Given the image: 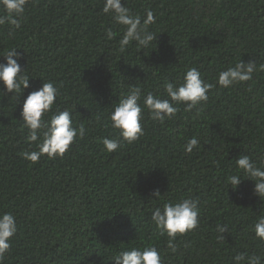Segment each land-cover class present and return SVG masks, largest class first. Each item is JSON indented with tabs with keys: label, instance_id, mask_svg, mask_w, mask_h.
Listing matches in <instances>:
<instances>
[{
	"label": "trees",
	"instance_id": "obj_1",
	"mask_svg": "<svg viewBox=\"0 0 264 264\" xmlns=\"http://www.w3.org/2000/svg\"><path fill=\"white\" fill-rule=\"evenodd\" d=\"M125 6L142 17L145 9L154 12L149 30L157 38L148 47L138 50L133 42L121 53L122 26L101 12V0H28L20 29L9 36L10 26H0V55L17 48L30 78L22 93H0V213L11 212L18 225L0 264H114L119 250L144 244L157 246L164 264H233L239 252L264 258V242L250 230L264 202L252 181L235 189L226 183L239 154L264 156V0H125ZM240 60L255 62L252 79L219 87L218 72ZM188 68L213 85L206 102L191 111L180 104L163 122L144 109V135L104 150L101 140L118 135L108 114L130 84L166 98L163 84L179 82ZM49 81L58 88L53 109H68L86 136L63 157L31 163L20 156L35 150L20 109ZM194 136L199 147L188 154L183 146ZM188 196L200 200V222L177 237L173 254L151 213ZM218 225L228 229L223 240Z\"/></svg>",
	"mask_w": 264,
	"mask_h": 264
},
{
	"label": "clouds",
	"instance_id": "obj_2",
	"mask_svg": "<svg viewBox=\"0 0 264 264\" xmlns=\"http://www.w3.org/2000/svg\"><path fill=\"white\" fill-rule=\"evenodd\" d=\"M28 0H0V26L9 25L8 35L20 29L25 14V5ZM101 12L111 17L112 21L122 26L123 33L118 41L119 51L123 53L127 47L135 42L138 50L148 47L156 41L157 35L149 30L155 23L154 12L145 9L143 17L134 14L125 6V0H101ZM107 39H113L115 33L107 30ZM17 48L5 50L0 55L6 63H0V93H22L29 87V76L19 63L20 56ZM256 70L255 62H237L233 67L218 72L216 84L222 88H229L236 83L252 79ZM213 87L205 82L197 68H188L179 82L167 81L163 84L162 95L152 92L143 94L142 88L135 84L128 86V91L122 93L118 103H115L108 114L107 120L112 129L117 130L115 137H104L101 143L104 150L114 152L126 142L132 144L144 135L142 121L143 111L147 109L151 119L163 122L172 118L178 112V105L184 104L186 111H191L208 100V92ZM58 95V88L53 82H42V85L29 92L23 100L20 109V120L28 130L27 141L35 144V150H25L20 153L22 159L31 163L38 162L46 155L49 159L63 157L70 146L77 140L86 136L83 124L78 128L73 126L72 114L68 109L61 110L58 106L53 109ZM142 100V104H141ZM47 115V119L44 117ZM99 120V117H97ZM184 151L188 154L199 147L197 137L188 139ZM233 161L235 172L226 177L228 188L235 189L242 180L253 182V193L261 202H264V156L253 159L247 154H239ZM156 199L162 198L159 190L152 193ZM200 200L198 197H182L177 200H165L155 207L151 213V221L159 235L166 236L167 248L171 253L177 252L175 243L178 236L193 231L199 225ZM16 217L11 212L0 213V262L11 247V238L17 232ZM254 238L264 242V215L256 217L250 229ZM217 239L223 240V234L228 232L226 226L218 225ZM114 264H164V260L153 244L133 246L119 250L112 258ZM233 264H264V258L259 255H250L239 252L233 257Z\"/></svg>",
	"mask_w": 264,
	"mask_h": 264
}]
</instances>
